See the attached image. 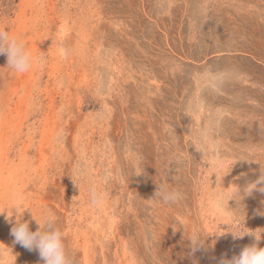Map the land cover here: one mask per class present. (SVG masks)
I'll return each mask as SVG.
<instances>
[{
  "label": "rangeland",
  "instance_id": "374dc122",
  "mask_svg": "<svg viewBox=\"0 0 264 264\" xmlns=\"http://www.w3.org/2000/svg\"><path fill=\"white\" fill-rule=\"evenodd\" d=\"M0 27L47 57L21 74L0 55L11 264H44L11 234L23 211L32 231L54 217L71 264H219L254 242L232 232L264 229L245 192L264 168V0H0ZM158 186L180 199L154 203Z\"/></svg>",
  "mask_w": 264,
  "mask_h": 264
},
{
  "label": "clouds",
  "instance_id": "9594fccd",
  "mask_svg": "<svg viewBox=\"0 0 264 264\" xmlns=\"http://www.w3.org/2000/svg\"><path fill=\"white\" fill-rule=\"evenodd\" d=\"M0 55H6L8 68L21 74L28 72L34 66L43 68L47 62L45 55H33L22 39L11 35L2 27H0ZM67 55V51L62 50V56L66 57ZM255 190L264 193V168H261L259 178L247 185L245 192L251 194ZM236 196H238V192ZM180 197L181 193L178 190L167 186H158L151 200L156 204L169 205L176 203ZM23 212L16 213V220L11 229L15 242L30 251L38 250L44 264H71L64 243V234L56 226L54 217L50 214L44 216L42 220L33 217L38 228L36 231H32L29 222L22 218ZM260 214L264 215V213ZM245 229L242 228L238 232L232 233L237 238L250 236L254 242L244 246L239 254L233 255L230 259H220L219 264H264V247H259L260 241L264 239V229L256 231ZM204 237L206 235H195L190 239L193 251L204 246ZM9 250L7 252L0 250V264H11L12 257L15 256L11 249Z\"/></svg>",
  "mask_w": 264,
  "mask_h": 264
},
{
  "label": "bare ground",
  "instance_id": "6f19581e",
  "mask_svg": "<svg viewBox=\"0 0 264 264\" xmlns=\"http://www.w3.org/2000/svg\"><path fill=\"white\" fill-rule=\"evenodd\" d=\"M22 109V108H21ZM1 164V163H0ZM28 172V171H27ZM32 205V204H31Z\"/></svg>",
  "mask_w": 264,
  "mask_h": 264
}]
</instances>
